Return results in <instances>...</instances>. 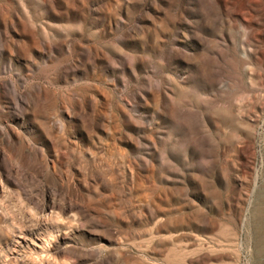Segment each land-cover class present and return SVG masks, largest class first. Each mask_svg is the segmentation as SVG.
I'll return each mask as SVG.
<instances>
[{
  "label": "rangeland",
  "instance_id": "rangeland-1",
  "mask_svg": "<svg viewBox=\"0 0 264 264\" xmlns=\"http://www.w3.org/2000/svg\"><path fill=\"white\" fill-rule=\"evenodd\" d=\"M0 139V264H264V0H0Z\"/></svg>",
  "mask_w": 264,
  "mask_h": 264
},
{
  "label": "bare ground",
  "instance_id": "bare-ground-1",
  "mask_svg": "<svg viewBox=\"0 0 264 264\" xmlns=\"http://www.w3.org/2000/svg\"><path fill=\"white\" fill-rule=\"evenodd\" d=\"M244 1V0H243ZM7 130V129H6ZM4 132V131H3ZM63 132H64V130H63ZM10 137V136H9ZM66 137V136H65ZM11 139V138H10ZM10 139L9 138H7V139H5V141L7 142V143H9L10 142ZM3 139H0V142L2 141ZM61 150V149H60ZM93 153V152H92ZM55 169V168H54ZM72 173V172H71ZM44 248V247H43ZM34 252V251H33Z\"/></svg>",
  "mask_w": 264,
  "mask_h": 264
}]
</instances>
